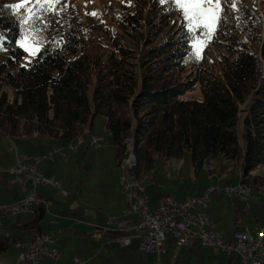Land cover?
<instances>
[{
  "label": "trees",
  "instance_id": "obj_1",
  "mask_svg": "<svg viewBox=\"0 0 264 264\" xmlns=\"http://www.w3.org/2000/svg\"><path fill=\"white\" fill-rule=\"evenodd\" d=\"M12 5L0 0V36L6 38L0 41V135L75 139L102 116L116 164L131 151L135 164L128 174L139 182L156 158L179 160L189 152L196 175L208 159L214 171L218 159L219 172L232 170L249 190L264 191V40L255 11L245 6L236 13L232 32L220 23L217 53L202 49L197 58L188 33L176 31L180 21L174 23L167 2L113 11V26L83 21L70 6L49 16L47 29L38 22L41 31L29 34L42 40L41 48L25 61L23 14ZM197 87L198 99L187 97ZM34 211L21 228L39 233L45 207ZM9 242L0 239V252Z\"/></svg>",
  "mask_w": 264,
  "mask_h": 264
},
{
  "label": "rangeland",
  "instance_id": "obj_2",
  "mask_svg": "<svg viewBox=\"0 0 264 264\" xmlns=\"http://www.w3.org/2000/svg\"><path fill=\"white\" fill-rule=\"evenodd\" d=\"M256 1L259 3L261 13L264 11V0H242V3L257 13L255 8ZM11 2L15 5L20 0H11ZM63 2L68 7H75L76 12L80 14L83 21L92 18L98 21H105L113 26L110 18L113 15V11L118 12L121 8H127L133 12L138 5L143 7L145 5L150 8L152 7L153 0H63ZM171 7V4L167 6V8ZM151 11L156 13L155 8ZM21 13L23 14L22 11ZM86 13H96L97 15H87ZM173 14L174 23L180 21L176 31L183 29L182 32L188 33V36L192 39L188 32L187 23L182 18L180 12L174 11ZM223 16L228 18L221 19L219 24L222 23L224 28L229 32L234 31L236 19L230 16L228 11H225ZM217 26H215V31ZM260 26L263 28L261 38L264 40V20L261 21ZM215 31H211V35L207 38V43L199 41V43L204 44L200 51L207 48L211 50L207 52L208 56H211L212 51L215 54L217 53L213 46L218 38ZM38 47L39 49L41 48L40 46ZM258 47H260V44ZM31 57L33 56L28 53L25 61H29ZM187 97L198 99V87L196 92L187 94ZM90 136L103 138V148L101 150H99L100 148L92 149L83 145L77 153L78 155L75 153L73 155H67L63 159L56 158L59 163H54L51 166L57 182L61 183V190L64 194L58 192L53 186L42 190L48 202V213L46 212L40 227L41 231L54 242V247L59 256L56 264H73L74 259L76 261L85 260V253L90 256L96 253L102 256V258L99 256L93 261L95 264H239L236 258H230L221 253L214 254L211 250L206 251L207 249L205 251L196 250L195 252L186 251L181 247L180 243L171 240L167 242L164 255L149 254L147 256H142L137 252L134 253V247L117 248L118 245L115 239L110 238L111 241L106 242V244H103L102 239V241H99L100 236L104 237L102 234L105 233L102 229L106 224L107 218L109 216L117 218L120 212L127 208V203L120 192L119 178L121 171L115 162L116 150L105 131L104 117L96 116L94 118L91 131L82 136L85 143ZM3 139V136L0 135V146L3 145ZM6 150H1L0 148V203L2 204H10L3 202H10L16 194V192H13V189L17 188L16 185H8V178L4 172L9 167V158H5L7 155ZM19 156L22 155L19 154ZM210 161L208 159L203 167L205 173L201 172L199 175H196L191 165L189 152H185L179 160L156 158L152 171L145 177V183L142 182L146 187L145 195L148 199V206L154 208L160 197H168L174 201L181 202L189 194L202 190L206 186L205 182L208 180V175L210 179L214 178L212 166L208 165ZM219 161L218 159L214 160L215 167H218ZM63 162L72 163L66 164ZM231 171L227 170L221 173V177L227 183H230L231 180V182L233 181L237 185L239 182L236 174L231 173ZM209 183L208 186L212 185L219 189L225 184L224 181H214L212 183L209 181ZM45 191H47V194ZM17 193L21 194L19 191ZM78 193L82 196L79 198L83 200L87 199V201H83V205H79V208L70 200L72 195L76 199L75 194ZM88 194H91V197H86ZM22 196L23 194H21V198L18 201L25 198V195ZM250 196L252 199L248 203L239 201L235 205L229 199L223 197L221 192L210 196L208 216L210 221H214V223L211 222L212 230L220 233L222 240L225 242L231 237L235 218H238L240 223H243L245 226L264 229V191L256 192L252 190ZM2 207L0 206V210L8 217L9 215L3 211ZM73 209L76 210L75 216L77 218L75 220L79 223H73L72 221H66L64 219L70 215ZM94 215L99 219L97 220ZM30 216L31 212L21 216L20 219L25 217V222H28L30 221ZM16 219H19V217H12L9 220L5 219V221L8 223L11 220V223H13ZM71 227L75 230H70ZM79 228H82L84 231H78ZM109 233L113 232H108L107 235ZM113 234L115 235V233ZM94 235H97V237H94ZM16 251L17 249L14 243L12 241L9 242L5 254L3 255L0 252V261L5 264H10L8 263L10 259L16 260L17 258ZM48 263L52 264L53 262L48 261Z\"/></svg>",
  "mask_w": 264,
  "mask_h": 264
},
{
  "label": "built area",
  "instance_id": "obj_3",
  "mask_svg": "<svg viewBox=\"0 0 264 264\" xmlns=\"http://www.w3.org/2000/svg\"><path fill=\"white\" fill-rule=\"evenodd\" d=\"M89 138L97 139V148L103 146L100 137L90 136ZM67 151L74 154L78 149L67 148ZM42 158L45 156L27 158L16 155L15 163L7 168L10 184L16 185L21 194L25 195V202H19L18 206L7 209L14 216L34 209L28 208V201L30 196H38L37 190L40 187L53 186L58 192L64 194L61 183L53 177H44L37 170V166H32V159L41 160ZM128 170L126 173H121L119 178L120 192L127 203V208L122 211L120 217H108V219L124 220L125 224H137L143 233H149L147 243L138 242L136 251L145 255H164L167 242L171 240L180 243L186 251L209 249L214 253L236 258L239 264H264V229L242 226L241 230L231 234L227 242L222 240L220 233L212 230V223L207 214L210 196L221 192L223 197L230 201L242 202L243 195L236 189V184H226L221 189L215 187L181 202L162 197L159 202L168 201L170 210H160L159 202L154 209H150L147 199L128 201V193L134 190L129 184L131 175L128 174ZM40 206H45L42 200ZM18 251V262L44 264L43 261L46 259L52 261L58 259V253L51 238L47 245H37L34 240L28 244V249ZM74 263L80 264L79 261Z\"/></svg>",
  "mask_w": 264,
  "mask_h": 264
},
{
  "label": "crops",
  "instance_id": "obj_4",
  "mask_svg": "<svg viewBox=\"0 0 264 264\" xmlns=\"http://www.w3.org/2000/svg\"><path fill=\"white\" fill-rule=\"evenodd\" d=\"M92 128V127H91ZM91 128H90V130L88 131V133L91 131ZM85 134H87V133H85ZM1 136H3V141H2V144L3 145H1L0 146V148H1V150L3 149V150H6V156H5V158H9V161H8V166H10V165H13L14 163H15V156L16 155H19V154H21L22 156H25V157H27V158H30V157H37V156H40V157H42V156H45V158H42L41 160L40 159H38V162L36 161V162H34V160L32 159V165L33 166H37V170L44 176V177H46V178H51V177H53V178H55L56 179V176H55V174H53V171H52V169H51V166L52 165H54V163L55 164H58L59 163V161H58V159H56V158H60V159H63V158H66L67 157V155H73V153H69L68 151H67V145L69 144V143H75V140H76V138L75 139H61V140H40V139H36V138H32V139H24V140H12V139H10V138H8V137H6V136H4V135H1ZM103 139V138H102ZM1 142V141H0ZM85 143V140H84V142H83V144L78 148V151L76 152V154L80 151V148L83 146V145H86L87 147H89L88 146V143H87V141H86V143ZM52 144H53V146H52ZM9 147V148H8ZM58 147H60V148H58ZM11 148H13V149H11ZM58 148V149H57ZM103 148V146L99 149V150H101ZM21 150H23V152H21ZM19 153V154H18ZM75 154V153H74ZM78 155V154H77ZM76 156V155H75ZM47 157V158H46ZM48 158H51V159H48ZM211 162V161H210ZM63 163H66V164H71L72 162H63ZM76 163V162H75ZM216 163V162H215ZM208 165H210V164H208ZM215 164H213V168H214V171H213V175H214V178H211L210 179V176L208 175V173H207V175H208V180H206V186L205 187H203L202 188V190H200V191H197V192H193V193H191V194H189V196H187L186 198H184L183 200H181V201H184V200H186V199H188V198H190V197H195V196H199V195H201L204 191H206L207 190V188L208 187H210V186H208L210 183H209V181L212 183V182H219V181H224V183L225 184H229V185H234V184H236V183H234L233 181L231 182V180H230V183H227L226 182V180H224L221 176H222V172H219V170H218V168L217 167H215L214 166ZM119 168H120V171H121V173H126V170H122V168L120 167V165L118 166ZM60 169V168H59ZM204 169V168H203ZM61 170V169H60ZM4 172L6 173V177L8 178V185L9 186H14V185H11L10 184V176L8 175V173H7V170L5 171L4 170ZM202 172H204V171H202ZM55 173V172H54ZM205 173V172H204ZM207 175H206V177H207ZM210 175H212V174H210ZM233 180V179H232ZM145 181V180H144ZM0 182H1V180H0ZM209 183V184H208ZM224 184V185H225ZM48 187H50V186H44V187H40L38 190H37V194H38V197L42 200V201H44V203L46 204V206H47V200H46V198H45V193H43L42 192V190H45L46 188H48ZM52 187V186H51ZM20 192V190H19V188L17 187V188H14L13 189V192H16V194H15V197L13 196V199L10 201V202H3V203H10V204H2V203H0V206H8V205H12V204H15V203H17V201L21 198V194H18L17 192ZM13 192H12V194H13ZM46 192V194H47V191H45ZM21 193V192H20ZM216 194V193H215ZM76 195V199H74V195H72L71 196V202H74L75 203V205L77 206V208H79V205L81 204V205H83L82 203H83V201L85 202V201H87V199L86 200H83L82 198H79V197H82V196H80V194L78 193V194H75ZM214 195V194H213ZM24 196V195H23ZM22 196V197H23ZM86 197H91V194H88V195H86ZM145 197H146V199H147V196L145 195ZM162 197H160L159 198V200L161 199ZM148 200V199H147ZM158 200V201H159ZM121 202H122V200H121ZM233 202V204L235 205L237 202H239V201H231V203ZM241 202V201H240ZM158 203V202H157ZM208 203H210V199H209V202ZM248 203V202H247ZM157 205V204H156ZM155 205V206H156ZM155 206H154V208H155ZM36 208V207H35ZM34 208V209H35ZM150 208V207H149ZM212 208H214V207H212ZM34 209H32V210H30V211H28V212H26V213H22V214H18V215H16L15 217H19V219H16L13 223H11V220L7 223L6 221H5V219H11L12 217H14V216H6V215H4L3 213H2V211L0 210V238L1 239H3L4 237H9L10 238V241H13V243H16V242H21L22 243V245L23 246H27L30 242H32V239H33V237L35 236V235H45V236H47L45 233H43L42 231H41V227H40V225H41V222L39 223V229H40V231H39V233H37L35 230H29V229H24V228H21V226L22 225H26V224H29V223H31L32 221H33V218H34V216H35V211H34ZM151 209H153V208H151ZM48 211V207L47 208H45V214H46V212ZM123 211V210H122ZM122 211L120 212V215L118 216V217H120L121 216V213H122ZM29 212H31V216H30V221H28V222H25V217L24 218H21L20 219V217L21 216H24V215H27V213H29ZM209 212V211H208ZM207 212V214H209ZM48 213V212H47ZM45 214H44V216H45ZM76 210L75 209H73L71 212H70V215L68 216V217H66V218H64V219H66V221H72L73 223H79V222H77L76 220H75V218H77L76 216ZM94 217L98 220L99 218L98 217H96V215H94ZM111 217V216H110ZM117 217V218H118ZM44 218V217H43ZM120 221H124V220H120ZM211 222L212 223H214V221H212L211 220ZM106 225V224H105ZM242 226H245L243 223L241 224L240 223V220L238 219V218H235L234 219V223H233V229H232V233L234 232V231H239V230H241V227ZM246 227H249V228H253V227H250V226H246ZM70 230H75L74 228H70ZM103 230V229H102ZM78 231H80V232H83L84 230L82 229V228H79L78 229ZM102 235H104V237H99L100 239H98L99 241L101 240L102 242H103V244H106V242H109V241H111V239H115V235H113V234H102ZM4 236V237H3ZM49 239H50V237L49 236H47ZM94 237H97V235H94ZM111 238V239H110ZM230 239V238H229ZM229 239L227 240V241H229ZM53 241V240H52ZM226 241V242H227ZM53 244H54V242H53ZM14 246H15V244H14ZM131 247H134V248H136L135 247V245L133 244V246H131ZM130 247V248H131ZM15 248H16V246H15ZM100 248H101V246H100ZM117 248H119L118 246H117ZM17 249V248H16ZM7 250V249H6ZM6 250L4 251V252H1V253H3V255L5 254V252H6ZM18 250H20V249H17V251H16V254H17V258H16V260L14 259H10V261L8 262V263H10V264H15V263H17V264H30L29 262H27V261H25V262H18V254H19V251ZM206 249H204V250H199V251H205ZM133 251V250H132ZM206 251H210V250H206ZM134 253H138V254H140V255H142V256H147V255H145V254H141V253H139L138 251H136L135 249H134V251H133ZM212 252V251H211ZM58 253V252H57ZM212 253H214V252H212ZM214 254H217V253H214ZM92 255V254H91ZM99 256H101L100 254H95V255H93V256H90V255H87L86 253H85V260H82V261H79V263L80 264H90V263H93V264H95L93 261L94 260H96ZM100 258H102V256L100 257ZM99 258V259H100ZM144 258H146V257H144ZM233 258V257H232ZM59 260V256H58V259L56 260V261H52V260H49V259H46V260H44L43 262H44V264H45V262H46V264H51V263H48V261L49 262H53L52 264H56L57 263V261ZM74 261H76L75 259L73 260V264H75L74 263ZM238 261V260H237ZM0 263L1 264H5V263H3L2 261H0Z\"/></svg>",
  "mask_w": 264,
  "mask_h": 264
},
{
  "label": "snow or ice",
  "instance_id": "obj_5",
  "mask_svg": "<svg viewBox=\"0 0 264 264\" xmlns=\"http://www.w3.org/2000/svg\"><path fill=\"white\" fill-rule=\"evenodd\" d=\"M172 5L173 11L180 12L182 18L186 21L188 32L192 37L193 55L199 58L200 49L207 43V38L211 31H215V26L221 19H227L223 16L228 11L230 16L234 13H242L245 7L242 0H162ZM57 5H60L59 9ZM20 16V22L23 28L22 39L19 47L29 55L35 56L39 52L38 45L42 42L29 33H38L41 29L37 26L38 22L47 29L50 21L49 16H57L60 12L66 10L63 0H20L19 3L11 6ZM87 15H97L96 13H86ZM234 19L239 20L240 15H234ZM59 21H57L58 23ZM211 30V31H210ZM6 39L0 36V41ZM0 50H3L0 48Z\"/></svg>",
  "mask_w": 264,
  "mask_h": 264
},
{
  "label": "bare ground",
  "instance_id": "obj_6",
  "mask_svg": "<svg viewBox=\"0 0 264 264\" xmlns=\"http://www.w3.org/2000/svg\"><path fill=\"white\" fill-rule=\"evenodd\" d=\"M255 5H258V1L255 2ZM85 133H88V131H86ZM82 136L83 135L77 137L75 140V143H69L67 145V148L68 149H78L84 142L83 141L84 139L82 138ZM100 141L103 142V139L101 137H100ZM87 143H88V146L90 148L99 149V148H97V139L88 138ZM33 160H34V162H36V161L38 162V159H33ZM128 164H129V170L135 164V158L131 154V152L129 153V155H127V157L123 161V163L120 164V167L122 168V170L127 171L128 170ZM210 169H211V166H210ZM129 184H130V187L134 190H132L128 193V201H136L138 199H146V197H145L146 187L142 182H139V181L135 180L134 178L129 177ZM214 188L215 187L211 185L210 187L207 188L206 191L212 190ZM236 189L240 190L242 192V195H243L242 202L247 203L252 199V197L250 196L251 190H249L248 188H246L242 184L238 183L236 185ZM19 202H25V198L21 201H18L15 204L3 206L2 209L9 216H14L13 213L7 209L18 206ZM40 205H41V199L38 196H30L29 201H28V208H32V207H36V206H40ZM43 207L47 208L46 204ZM159 209L160 210H170V203L168 201H160L159 202ZM102 231L105 234H107L108 232L115 233V242L121 248H128V247L132 246L133 244H135L136 248H138V242L147 243V241L149 240V233H143L140 226H138L137 224H125V221H120V220L114 221V219H108L107 218L106 225L104 226ZM109 234H111V233H109ZM34 240H36L37 245H47V242H50V239L47 236L40 235V234L35 235L32 239V242ZM15 246L17 249H20V250L28 249V245L23 246L21 242H16ZM207 250H209V249H207Z\"/></svg>",
  "mask_w": 264,
  "mask_h": 264
},
{
  "label": "water",
  "instance_id": "obj_7",
  "mask_svg": "<svg viewBox=\"0 0 264 264\" xmlns=\"http://www.w3.org/2000/svg\"><path fill=\"white\" fill-rule=\"evenodd\" d=\"M255 8H256V11H257L258 16L260 17L261 21H263L262 14L260 13V10H259V3H258V5H256ZM134 126H135V124L133 125V129H134Z\"/></svg>",
  "mask_w": 264,
  "mask_h": 264
}]
</instances>
